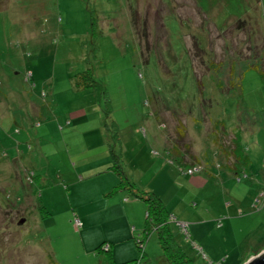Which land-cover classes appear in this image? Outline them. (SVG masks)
<instances>
[{
    "label": "rangeland",
    "instance_id": "rangeland-1",
    "mask_svg": "<svg viewBox=\"0 0 264 264\" xmlns=\"http://www.w3.org/2000/svg\"><path fill=\"white\" fill-rule=\"evenodd\" d=\"M89 6L102 32L97 50ZM242 19L263 40L264 0H0V264H114L96 245L115 235L112 225L128 223L141 228L114 245L116 264H171L156 233L138 248L146 210L136 202L125 212L118 200L135 196H104L87 180L93 168L112 167L110 149L137 190L163 200L173 239L194 264H246L255 256L247 251L264 244V128H241L251 165L235 175L220 168L213 123L224 120L233 136L242 109L264 110V83L249 71L225 97L192 54L196 39L206 64L227 52L251 56V32L224 33ZM87 69L98 87L77 92L73 78ZM197 76L211 109L202 107ZM179 119L183 137L173 132ZM114 128L115 142L107 133ZM169 136L188 165L197 156L200 167L172 163ZM191 168L199 169L185 173ZM17 175L22 182L9 180ZM84 213L96 240L76 234L74 215ZM127 243L135 246L130 263Z\"/></svg>",
    "mask_w": 264,
    "mask_h": 264
},
{
    "label": "trees",
    "instance_id": "trees-1",
    "mask_svg": "<svg viewBox=\"0 0 264 264\" xmlns=\"http://www.w3.org/2000/svg\"><path fill=\"white\" fill-rule=\"evenodd\" d=\"M90 6L88 9L91 14V36L92 41L94 42V50H97V42L102 36V32L98 28V18L95 14V11L93 8H90ZM259 14L261 15V13ZM134 22H137V20L134 19ZM254 29L255 27L251 24V22L246 19H242L236 21L234 26L230 27L229 30L224 31L225 34L230 33L231 35H233L234 38L235 36H239L241 33L251 32L249 34V40L251 43L255 41L256 42L254 43L251 49L252 55L248 57L241 56V53L229 54V52H227L225 53L226 57L224 59L220 61L209 59L206 64L203 61V54L200 55V51H202V49L199 48V42L196 41V39L193 42V46L198 52L192 51V54L195 56L196 59L198 58L200 60V64L205 67L204 70L207 74H204V76L213 75L216 78L217 87L220 89L221 94L225 97H230L235 93L238 86L241 84L245 74L249 71H256L259 74L262 82L264 83V35H262L263 40H258L256 34L259 35V32L257 29ZM140 32L144 31L140 30ZM259 43L261 44L260 47H258ZM29 77L27 78V80L30 79L31 81L33 78L32 73H30ZM202 78V76H197L196 82L199 94L201 96H205V98H201L202 107L206 108L205 110H207V108H212V102L206 97ZM72 85L74 90L78 92L85 90H93L98 87V83L94 78L92 69H87L83 73L76 75L73 78ZM105 98L107 99V96H105ZM108 102L109 101L107 100V103ZM251 124L254 127L257 126L259 128H264V110L261 112H254L248 108L242 109L239 116V126L237 127V130H235L232 134L233 136L230 135L231 133L228 130V127L224 120H218L213 123L214 144L216 147V151L217 154L224 160V163L222 162L220 164L221 169L229 171L230 173H233L235 175H239L249 170V167L251 165V159L246 153L244 145L242 143L243 131H241V128L243 129L245 126ZM185 129V124L181 119H179L173 132L178 133V135L183 137L185 136ZM116 131L117 129L114 128L112 130L108 129L107 132L108 136L112 139L113 142L119 140L118 132ZM172 138L173 137L169 136L168 145L166 146V152L168 154V157L171 158L172 163L175 162L183 166L188 165L184 158L186 157V154H184L181 151V148H179V146L172 141ZM113 142L109 143V149L112 148ZM110 151H112L111 156L113 159V165L111 167V170L120 179L119 185L114 188L112 194L115 191L126 190L132 193L135 198L142 200L146 204V221L145 227L142 232L143 234H141L144 240L141 242H137L138 248L144 251V245L147 242V239L149 238L151 233H156L158 235L160 245L165 251V258L167 261H169L171 264H194L189 255L186 254L185 250H182V247H180L177 242L173 239L172 232L169 228V223L171 222L170 220L172 215L167 210L162 199L154 192L137 190L135 184L130 182V180L128 179L125 169L124 167H122V159L120 158V156L113 152V150L110 149ZM14 159L16 160V158ZM190 161L191 165L188 166L192 168L200 167V161L198 160L197 156L194 157L193 160L190 159ZM15 165L14 167H16ZM17 168L21 169V167ZM192 168L188 170H192ZM185 173H187V171ZM19 176L20 175H17V177H11L9 178V180L13 182H22V178H19L17 180ZM27 180L31 182L33 180V177L29 175ZM75 218L79 219V217H77L76 215ZM81 229L80 231H75L77 233H80ZM105 246H109V250L106 252L103 249V247ZM111 249V244H105L99 247V251H103L107 254L111 253ZM199 251L202 252L200 248ZM260 252V250L256 251V254ZM203 257L207 259L205 255H203Z\"/></svg>",
    "mask_w": 264,
    "mask_h": 264
},
{
    "label": "crops",
    "instance_id": "crops-1",
    "mask_svg": "<svg viewBox=\"0 0 264 264\" xmlns=\"http://www.w3.org/2000/svg\"><path fill=\"white\" fill-rule=\"evenodd\" d=\"M78 92V91H77ZM99 121H98V128L99 130L101 129V127L103 128L102 126V123L104 122L103 118L101 117H98ZM43 126H41L40 129H42ZM222 159V157H221ZM223 160V159H222ZM172 165V163H171ZM9 166V165H8ZM11 167V166H9ZM130 168L131 167H128V172L130 173ZM163 169H165L163 167ZM82 172H80L78 169L75 170L74 169V172H73V181L74 183H79L78 181V175L81 174ZM85 176V174H84ZM87 180L90 179V181L94 182L92 185H94L95 187H99V192L102 193L101 195H109V194H112L114 188L118 185V177L117 175L111 170V166L110 167H99V168H93L91 171H89L87 173ZM100 176H105V177H100ZM194 176V175H193ZM193 178V177H191ZM190 178V179H191ZM80 179V178H79ZM85 182V181H84ZM83 183V181L81 182ZM150 189H152L150 186H148ZM104 193V194H103ZM155 193V192H154ZM157 195V194H156ZM119 200V203H122L123 204V209L127 210V208L129 206H134L136 204V202H138V204H140V211L142 209L146 210L143 203H139V201H142L140 199H137V198H131L127 195H122V197L118 198ZM163 201V200H162ZM142 204V205H141ZM142 206V208H141ZM113 210V208H112ZM237 211V209H236ZM237 213V212H236ZM238 215V213L236 214ZM75 216V215H74ZM80 217V216H79ZM82 223H83V227H82V232L80 233H76L77 235H81V238H88V237H92L94 240L97 239V237H94L92 236L91 234V231H92V226L90 224V215L88 216V214L84 213V214H81V217L79 218ZM111 219V218H110ZM114 220V219H112ZM127 227V228H126ZM125 231L121 232V230L125 229ZM141 228V224L140 226L138 224H125L123 227H118V228H114V225H112V231L116 232L115 235L113 237H105V238H102L96 245V247H100L102 245H105V244H111L112 245V249H111V260H113V263H115V259H116V251L118 250V246H114L118 243H122L121 241L124 239V242H128L130 239H132V235H134L133 231H135L136 229H139L140 230ZM144 229V228H143ZM91 230V231H90ZM127 247L123 248L122 251L127 255L131 254L132 255V258H126V261H128L129 263L134 261L136 259V254H133L132 251L134 252V249H135V246L134 244H129L127 243ZM94 248H92L93 250ZM253 249V250H252ZM250 250V252L247 251V254H250L252 253L253 255H256V251H263L264 250V244L260 245V244H256L255 248H252ZM255 251V252H254ZM254 252V253H253ZM252 257V256H251ZM130 259V260H129Z\"/></svg>",
    "mask_w": 264,
    "mask_h": 264
},
{
    "label": "water",
    "instance_id": "water-1",
    "mask_svg": "<svg viewBox=\"0 0 264 264\" xmlns=\"http://www.w3.org/2000/svg\"><path fill=\"white\" fill-rule=\"evenodd\" d=\"M246 264H264V250L250 258Z\"/></svg>",
    "mask_w": 264,
    "mask_h": 264
},
{
    "label": "built area",
    "instance_id": "built-area-1",
    "mask_svg": "<svg viewBox=\"0 0 264 264\" xmlns=\"http://www.w3.org/2000/svg\"><path fill=\"white\" fill-rule=\"evenodd\" d=\"M198 169L199 168H197L195 170H188L187 173L192 175L195 171H198ZM81 227H82V223H81L80 219L75 218V220H74V228H75V230L76 231H80ZM106 247H107L106 250L107 249L109 250V246H106Z\"/></svg>",
    "mask_w": 264,
    "mask_h": 264
}]
</instances>
